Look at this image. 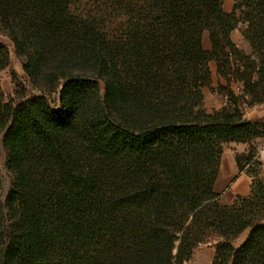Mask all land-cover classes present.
<instances>
[{
	"label": "trees",
	"instance_id": "16d2710c",
	"mask_svg": "<svg viewBox=\"0 0 264 264\" xmlns=\"http://www.w3.org/2000/svg\"><path fill=\"white\" fill-rule=\"evenodd\" d=\"M222 4L0 0V27L38 91L5 99L0 88L13 175L0 200V264H180L205 232L221 239L212 264H264L254 146L236 157L250 193L222 206L213 190L222 144L264 138V122L237 107L264 103V0H233L229 13ZM239 23L250 54L230 39ZM211 60L242 86L208 112ZM8 62L0 42V71Z\"/></svg>",
	"mask_w": 264,
	"mask_h": 264
},
{
	"label": "crops",
	"instance_id": "0c3cea01",
	"mask_svg": "<svg viewBox=\"0 0 264 264\" xmlns=\"http://www.w3.org/2000/svg\"><path fill=\"white\" fill-rule=\"evenodd\" d=\"M233 7V0H223V11L229 13ZM243 26H237L230 34L232 43L238 50H242L245 54L249 53V46L242 36ZM202 46L205 50H211V43L207 31H203L201 35ZM211 84L214 77L216 86L219 84L230 89L234 96L241 93V82L222 77L217 71V64L214 60L209 62ZM203 88V105L206 111L217 110L226 103L225 96L222 100L213 97L212 103H207V93ZM216 91V90H214ZM237 107L241 110L243 118L254 122H264V103L247 105L245 101H237ZM228 145L227 147H225ZM254 146L258 154V160L261 163L260 174L264 179V138L257 137L249 143H224L222 144V152L219 159V167L217 177L214 182L213 190L218 195V202L222 206L230 205L233 200L242 196L245 197L250 193L251 178L246 173V166L239 169L236 157L245 156L249 146ZM264 222V221H263ZM247 235V230L243 232V238Z\"/></svg>",
	"mask_w": 264,
	"mask_h": 264
},
{
	"label": "rangeland",
	"instance_id": "374dc122",
	"mask_svg": "<svg viewBox=\"0 0 264 264\" xmlns=\"http://www.w3.org/2000/svg\"><path fill=\"white\" fill-rule=\"evenodd\" d=\"M242 25L241 23L237 26ZM243 26V25H242ZM244 27V26H243ZM249 46V53H251V47L247 40H245ZM0 42L4 44L9 51V62L8 65L0 71V88L4 94V98H14V92L16 89L23 87L27 94H37L38 91L31 87L29 84L25 83L22 72V63L24 62V57L15 54L12 43L9 41L5 33L0 27ZM242 51V50H240ZM243 52V51H242ZM244 53V52H243ZM245 54V53H244ZM225 86L219 84L216 86L214 77L212 78V84L204 89L207 93V103H212L213 97L218 100H222L224 97V92L231 91ZM216 90V91H214ZM241 95L238 94V96ZM54 96V94L52 95ZM204 100V98H203ZM204 106V105H203ZM211 112V111H210ZM226 145L225 147H227ZM7 151L2 144V135H0V200L4 202L5 197L13 184L12 172L6 166ZM245 232V231H244ZM246 237V236H245ZM245 237L243 238V232L232 242L234 246L241 244ZM221 239L213 232H205L202 241L195 247L192 254L188 260L183 261L180 264H212V260L215 253V245L220 242Z\"/></svg>",
	"mask_w": 264,
	"mask_h": 264
},
{
	"label": "built area",
	"instance_id": "2783aa9c",
	"mask_svg": "<svg viewBox=\"0 0 264 264\" xmlns=\"http://www.w3.org/2000/svg\"><path fill=\"white\" fill-rule=\"evenodd\" d=\"M225 98H226V96H225ZM255 155H256L257 158L259 157L257 153Z\"/></svg>",
	"mask_w": 264,
	"mask_h": 264
}]
</instances>
